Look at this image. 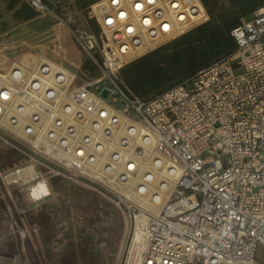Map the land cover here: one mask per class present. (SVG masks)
Wrapping results in <instances>:
<instances>
[{"label":"built area","instance_id":"built-area-1","mask_svg":"<svg viewBox=\"0 0 264 264\" xmlns=\"http://www.w3.org/2000/svg\"><path fill=\"white\" fill-rule=\"evenodd\" d=\"M21 1L72 45L0 37V149L23 158L0 164V264H30L42 211L58 256L264 264V5L239 17L230 53L142 98L120 69L205 22L201 0H96L81 18ZM55 178L88 196L73 202Z\"/></svg>","mask_w":264,"mask_h":264},{"label":"trees","instance_id":"trees-1","mask_svg":"<svg viewBox=\"0 0 264 264\" xmlns=\"http://www.w3.org/2000/svg\"><path fill=\"white\" fill-rule=\"evenodd\" d=\"M94 1L81 0L80 4L86 8ZM232 1L231 4H221L217 0H201L208 19L122 67L120 79L123 84L134 95L146 98L179 83L201 67L230 53L236 47L231 30L237 25L239 17L249 16L255 8L264 5V0ZM22 3L14 16L33 18L34 11ZM10 4H13L12 1ZM90 25L97 30L93 21H90ZM85 66L90 67L88 60ZM22 159L12 149H0V164L3 166Z\"/></svg>","mask_w":264,"mask_h":264},{"label":"rangeland","instance_id":"rangeland-1","mask_svg":"<svg viewBox=\"0 0 264 264\" xmlns=\"http://www.w3.org/2000/svg\"><path fill=\"white\" fill-rule=\"evenodd\" d=\"M12 1L13 4H10ZM65 3L71 4L76 15L81 18L84 13L85 7H82L81 0H61ZM219 3L228 4L232 3V0H217ZM21 0H0V37L8 31L10 34L7 37L5 45L10 43H17L20 40H25L28 43H45V42H63L71 44L67 38L63 39L60 36L55 35L51 28H47L44 22L39 19H22L14 16L15 12L22 6ZM63 36V34H62ZM72 45V44H71ZM12 54V51H7ZM54 187L57 189L65 190L70 199L75 203H80L82 199L88 196V192L74 184L67 183L60 178H55ZM40 222L41 228L38 232H32L24 239L23 247L26 250L28 257L30 258V264H51L49 249V237L51 231V222L46 214L42 211L36 218ZM120 220V219H119ZM120 225V222H118ZM256 259H260L262 246L258 245ZM83 253L80 257L83 263L87 264H102L100 256L97 252L92 250H82ZM81 251V252H82ZM73 260L69 258L66 262L71 263Z\"/></svg>","mask_w":264,"mask_h":264},{"label":"crops","instance_id":"crops-1","mask_svg":"<svg viewBox=\"0 0 264 264\" xmlns=\"http://www.w3.org/2000/svg\"><path fill=\"white\" fill-rule=\"evenodd\" d=\"M82 252L79 253H75V252H69L66 253L62 256H58L55 253L51 252L50 253V258H51V264H87V263H83L82 260L80 259ZM72 258V262L68 263L66 262L67 259Z\"/></svg>","mask_w":264,"mask_h":264},{"label":"water","instance_id":"water-1","mask_svg":"<svg viewBox=\"0 0 264 264\" xmlns=\"http://www.w3.org/2000/svg\"><path fill=\"white\" fill-rule=\"evenodd\" d=\"M102 95H103V96H105V95H106V90H104V91L102 92Z\"/></svg>","mask_w":264,"mask_h":264}]
</instances>
